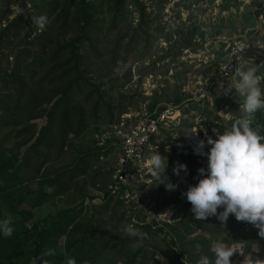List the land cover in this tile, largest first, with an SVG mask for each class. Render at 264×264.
<instances>
[{"label": "rangeland", "instance_id": "obj_1", "mask_svg": "<svg viewBox=\"0 0 264 264\" xmlns=\"http://www.w3.org/2000/svg\"><path fill=\"white\" fill-rule=\"evenodd\" d=\"M239 46L264 62V0H0V218L10 214L21 234L0 264H34L39 222L41 264H196L212 258L213 241L232 248L231 264H264L258 228L232 214L224 225L196 219L181 195L207 167L197 140L240 116L226 91L238 77L225 73ZM163 111L175 117L139 159L166 156L177 187L140 168L124 189L117 167L135 163L123 165V145L137 147V129ZM254 124L264 134V113ZM128 223L146 234L139 247L119 232Z\"/></svg>", "mask_w": 264, "mask_h": 264}, {"label": "clouds", "instance_id": "obj_2", "mask_svg": "<svg viewBox=\"0 0 264 264\" xmlns=\"http://www.w3.org/2000/svg\"><path fill=\"white\" fill-rule=\"evenodd\" d=\"M33 22L43 28L45 17H33ZM244 49V46L234 49L237 53L235 72L238 79L235 82L230 81L226 89V91L235 89L240 102L238 110L240 116L230 124L223 125L222 131L214 128L215 138L205 133L206 140H197L193 151L197 155L207 156V167L197 169L200 176L198 182L189 185L181 195L190 202V211L194 218L204 220L209 216H216L220 224L224 225L232 214L236 220L245 221L258 228V235L264 237V134L261 133L259 125L254 124L255 114L258 111L264 113V85L261 84L260 75L264 62L255 64L253 58L249 56L248 59H244L240 55L244 53ZM220 69L224 70L223 67ZM219 87L224 88L222 82ZM175 114L172 116L175 117ZM158 116L153 115L151 118ZM196 133L197 129L186 134L195 136ZM206 144L210 146L207 152ZM165 157L155 151L148 162L143 163L141 160L135 163L130 187L136 182L140 168H143L157 181L152 184L164 183L166 189L175 190L177 184L172 183L166 174L168 160ZM186 167L180 163L173 168V173L179 175ZM119 168L118 166L117 169ZM129 195L126 190L125 197ZM218 208L222 210L218 211ZM13 231L12 216L6 214L0 218V238L11 237ZM119 232L136 238L133 247H139L146 237V234L132 223L122 225ZM206 238H209L207 234ZM209 250L212 258L202 255L196 264H209L210 260L212 264H231L230 258L234 252L230 246L222 241H213ZM43 255L54 256L55 250L49 248ZM64 264H77V261L73 257L65 256Z\"/></svg>", "mask_w": 264, "mask_h": 264}, {"label": "built area", "instance_id": "obj_3", "mask_svg": "<svg viewBox=\"0 0 264 264\" xmlns=\"http://www.w3.org/2000/svg\"><path fill=\"white\" fill-rule=\"evenodd\" d=\"M237 53L232 52L230 58H232V65L229 67L228 70L225 73H231L232 70L236 69V64H235V59H236ZM243 58L245 57L244 54H240ZM216 76V75H215ZM226 84V83H225ZM173 113L171 111H165L162 113L160 116L155 117L150 120L148 124L142 125L137 129V133H140L141 135H144V137H140L138 139L139 145L137 147L132 146L129 144L128 141H125L124 143V148L127 149L126 152L124 153V157L122 159V163L124 166H127L131 163H137L140 162V152L142 150V147L144 148V145L149 143L151 136L156 132L158 126L165 125L167 120L170 119V116H172ZM132 153L131 155L129 154ZM135 154V156H133ZM136 158V159H135ZM118 176H120L121 180L124 181V186L123 188H126V186H131V181L134 177V174L132 173L133 171H125L122 166L118 169ZM119 182L118 180L116 183Z\"/></svg>", "mask_w": 264, "mask_h": 264}, {"label": "trees", "instance_id": "obj_4", "mask_svg": "<svg viewBox=\"0 0 264 264\" xmlns=\"http://www.w3.org/2000/svg\"><path fill=\"white\" fill-rule=\"evenodd\" d=\"M23 213L26 214L27 212L24 211ZM41 223L42 222H39L35 225L34 237L37 238V240L35 241L37 246L35 248V255L36 256H34V258H35L34 264H41V262H39L38 259L42 257V251L41 250L43 249L42 242H43V231H44V227H45ZM13 228H15V227H13ZM27 231L29 232V229H27ZM20 237H21V234L18 231H15V229H14L11 237L0 238V259L2 258V256H4V250L6 248L7 243L11 242L15 238H20ZM45 263H46V261L44 260V264ZM29 264H33V263L30 262Z\"/></svg>", "mask_w": 264, "mask_h": 264}, {"label": "bare ground", "instance_id": "obj_5", "mask_svg": "<svg viewBox=\"0 0 264 264\" xmlns=\"http://www.w3.org/2000/svg\"><path fill=\"white\" fill-rule=\"evenodd\" d=\"M148 164V163H147ZM147 174H149V173H147Z\"/></svg>", "mask_w": 264, "mask_h": 264}]
</instances>
